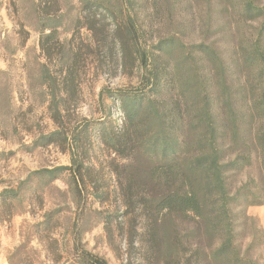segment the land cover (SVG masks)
I'll use <instances>...</instances> for the list:
<instances>
[{"label":"trees","instance_id":"trees-1","mask_svg":"<svg viewBox=\"0 0 264 264\" xmlns=\"http://www.w3.org/2000/svg\"><path fill=\"white\" fill-rule=\"evenodd\" d=\"M228 1L229 30L236 39L230 63L205 40L185 43L171 33L150 44L133 16L118 22L122 10L114 0H86L78 20L84 19L82 27L93 33L86 49L95 53L106 48L117 68H129L138 85L101 89L98 103L104 105L107 94L119 103L118 112L114 115L104 105L99 119L84 121L70 136L65 117L78 94L84 45L79 41L73 46L75 36L62 42L59 23L46 7L36 8L47 21L40 30V47L48 58L42 68L48 110L60 127L40 139L50 145L54 137L65 135L71 162L34 170L17 186L4 187L0 222L12 221L17 212L11 210V200L33 178L51 184L67 174L66 184L78 207L82 205L88 168L80 159V142L93 129L101 145L130 161L134 181L126 189L134 191V212L140 209L147 218L145 241L155 263L264 264V226L249 212L264 206V0ZM106 17L113 28L97 32L98 20ZM52 216L45 212L34 234L47 231ZM82 234L75 220L72 262L109 264L83 248ZM20 250L21 245L10 252V264Z\"/></svg>","mask_w":264,"mask_h":264},{"label":"rangeland","instance_id":"rangeland-1","mask_svg":"<svg viewBox=\"0 0 264 264\" xmlns=\"http://www.w3.org/2000/svg\"><path fill=\"white\" fill-rule=\"evenodd\" d=\"M85 1L0 0V192L4 187L17 186L34 170L71 162V143L63 139L65 135L54 137L50 145L40 139L60 127L48 110L49 93L42 77L48 58L40 47V30L47 21L40 19L36 8L46 7L55 24L59 23L57 32L62 42L75 36L73 46L80 45L79 41L84 45H80L84 60L77 68L78 94L65 117L69 136L84 121L99 119L104 105L116 115L120 106L116 100L105 94L104 105L98 103L101 89L115 91L138 85L137 77L128 74L129 68H117L106 48L100 47L95 53L86 49L93 33L82 27L84 19L78 22L84 15ZM114 5L122 10L118 22L128 14L133 16L150 44L160 36L175 33L185 43L210 42L226 62L232 61L236 39L229 30L228 0H114ZM111 23L107 17L100 18L97 32L111 30ZM53 64L54 72L57 63ZM80 153L88 168V191L82 205L78 207L66 184L67 174L51 184L33 178L20 197L11 200L13 212L26 213L19 218L21 250L12 255L11 263L80 264L72 262L77 220L83 230V248L104 257L109 264H158L148 257L147 218L140 209L134 212V191L130 194L126 189V184L134 181L127 167L130 161L101 145L93 129L82 134ZM45 212L53 214L49 229L34 234ZM249 212L264 226V206L250 207Z\"/></svg>","mask_w":264,"mask_h":264},{"label":"crops","instance_id":"crops-1","mask_svg":"<svg viewBox=\"0 0 264 264\" xmlns=\"http://www.w3.org/2000/svg\"><path fill=\"white\" fill-rule=\"evenodd\" d=\"M25 214L14 215V219L8 224L6 222H0V264H9L8 256L10 252L22 242L20 219ZM12 225H14L13 228Z\"/></svg>","mask_w":264,"mask_h":264}]
</instances>
